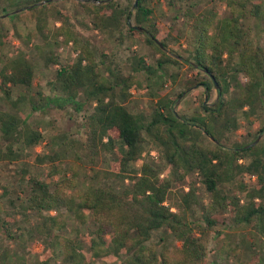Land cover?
<instances>
[{"label": "trees", "instance_id": "trees-1", "mask_svg": "<svg viewBox=\"0 0 264 264\" xmlns=\"http://www.w3.org/2000/svg\"><path fill=\"white\" fill-rule=\"evenodd\" d=\"M69 1L81 7L88 27L110 35H123L127 27L158 56L152 65L137 58L126 74L107 61V52L83 38L56 0H0V15L24 8L9 18L11 28L0 27V46L14 34L45 65L56 67L47 93L35 86L36 63L25 48L0 55V92L16 109L0 108V163L34 155L49 168L48 178H42L30 173L28 163L22 166L26 182L16 190L0 183V201L5 198L11 206L5 215L0 208V264H54L58 257L60 264H90L84 229L91 257L112 255L120 264H204L211 253L209 241L227 230L249 228L264 238V142L248 146L264 131V0H218L223 13L216 5L198 11L197 2L187 5L185 0L174 37L173 26L162 33L148 0H138L136 8L118 0ZM22 2L31 7L18 4ZM28 12L34 26L24 30L17 20L23 27ZM170 38L186 45L191 67L208 76L196 79L197 84L211 92L214 77L219 85V98L208 105L204 94L190 115L175 109L186 90L171 97L164 85L167 77L175 81L180 76L170 70L181 62L167 50ZM71 43L76 55L61 60L59 48ZM140 72L163 82L147 114L135 113L125 103L133 87L142 86ZM21 103L28 105L25 114ZM69 107L76 133L61 131L37 152L45 135L36 113ZM236 134L240 139L229 145ZM150 142L159 147L158 158L146 148ZM101 159L107 163L99 167ZM176 181L183 184L175 186ZM197 181L205 186L208 201L200 198ZM63 210L75 223V235L65 234ZM17 214L22 222H30V215L38 219L25 228ZM156 233H161L157 245L152 243ZM25 237L45 243L43 257L34 263L14 259L3 241ZM222 253L219 248L211 264H264L257 254L244 259L237 246Z\"/></svg>", "mask_w": 264, "mask_h": 264}, {"label": "rangeland", "instance_id": "rangeland-1", "mask_svg": "<svg viewBox=\"0 0 264 264\" xmlns=\"http://www.w3.org/2000/svg\"><path fill=\"white\" fill-rule=\"evenodd\" d=\"M120 4L132 5L135 4L136 0H118ZM185 0H177V4H171L170 0H148L150 6L154 9V17L157 19V24L162 28V33L168 32L170 28L173 26V37L177 35L176 28L178 25L174 24L176 17L179 15V6L180 3H184ZM192 1V0H191ZM190 1L186 0L185 3L188 5ZM193 2H197L198 5L196 9L201 11L204 7H212L219 6L222 13L224 12V7L220 5L218 0H193ZM19 5H25V2H22ZM27 6V5H25ZM56 6L59 10H61L64 14L70 16L71 21L75 27V29L83 36L85 39H89L92 44L97 48V50L102 52H107L109 54V60L113 67H121L124 73H129L132 70V65L136 62L137 58L144 57L145 61L148 64H154L156 61L155 51L152 47L147 45L141 38H136L130 35L128 28L125 27L123 30V35L119 33H115L113 35L102 33L98 30L92 29L88 27L82 22H88L89 18L83 16V11L80 6L76 5L72 1L69 0H56ZM23 7H19L20 9ZM136 8V7H135ZM15 9V10H17ZM15 10L8 12L6 14L0 15V27L11 28L12 22L9 21L12 14H15ZM30 13L28 12V15ZM16 21V20H15ZM20 28L22 29H33L34 21L29 15L26 19L25 25L22 27L21 22H19ZM59 24V23H58ZM90 25V22L88 23ZM168 49L175 57L181 60L178 65L170 66V70L173 72H180L179 78L173 80V78H166L164 81V85L167 88V94L169 96H177L179 93H182L186 90L182 96H178L175 109L180 114L190 115L194 112V110L200 106L204 94L208 96L205 101L206 104H212L219 98L218 89L213 87L211 92H207L204 85L197 84V81L207 80L208 76L201 70L191 67V63L187 61L188 51L185 49L186 45H181L180 42L174 38H170L168 41ZM184 43V41H183ZM185 44V43H184ZM19 48H25L31 58L36 63V80L35 86L36 88H41L45 92H49L48 81L54 76L55 73V65L51 64L50 66L45 65L41 56H39L35 50L30 48H26L22 43V40L16 37L14 34H9L8 39L0 46V55L1 53H10L14 52ZM60 59L65 61L70 59L71 57L76 55L74 50V45L71 43L69 45H63L59 48ZM183 56V57H182ZM1 60V59H0ZM1 65V63H0ZM139 79L141 80V87H133L132 95L126 100V104L129 109L135 113H149L154 106L155 101L160 96V90L162 89V79L153 76L152 78L147 74L140 72ZM196 82V83H195ZM18 92L15 91L13 95V99L18 97ZM154 95V96H153ZM20 107L23 108L24 114L28 111V105L25 103H21ZM0 108L4 109H14L6 100L3 98V94L0 92ZM74 115V111L71 107L67 110H53L46 115H41L40 113H36L35 118L38 119L39 125L41 126L44 135L45 141L37 147V152H42L51 141V138L57 134H60L61 131H65L71 136L76 133L77 125L76 122L70 119V114ZM258 129V128H257ZM239 134L244 133V130H240ZM233 139H240L238 134L234 135L227 143L232 144ZM246 139L242 137V140ZM207 141V140H206ZM254 142V141H253ZM259 142H264V131L261 133V138ZM258 142V143H259ZM146 148L151 150V154L158 158L159 147L153 143H147ZM50 149V147L48 148ZM111 159V158H110ZM141 160H139L135 165L139 166L141 164ZM161 162V160H160ZM30 165V173L32 175H38L42 178H48V164L39 165L35 159L34 155L27 156L23 158V161H15L12 163L1 162L0 163V183L7 184L10 188L22 187V185L26 182L22 180V174L20 168L24 165ZM107 161L105 159H101L99 167L106 165ZM27 165V166H28ZM102 165V166H101ZM165 175H170L169 169L166 167ZM29 175V174H28ZM192 179V177L188 178L187 181ZM194 179V178H193ZM21 182V183H20ZM183 184L181 181H176L175 186H179ZM119 186H122L120 184ZM199 196L202 200L208 201L209 194L207 193L205 186L197 181ZM188 189V186H187ZM2 205V206H1ZM0 208L2 210V215H5L6 212H10L11 206L9 205L7 199L3 198L0 201ZM14 211H12L13 213ZM51 214L55 215L57 213L56 210H52ZM63 215L61 218L67 220V226L65 227V234L71 233L74 229V221L68 217V215L63 210ZM196 216L200 215V208L196 209ZM18 221H20V225L22 227H29L31 224L36 223L38 219L36 215H30V222L21 221L20 215H16ZM217 228H220L218 226ZM225 232V231H224ZM76 233H71V235H75ZM82 239L84 240V251L86 254V262L90 264H120L119 260L110 255L102 258L91 257L90 251V236L87 232V229L81 231ZM161 233H156L155 238L153 239V244H158L159 237ZM171 240V239H169ZM4 243L10 244L12 248L13 258L18 259L22 258L23 261H27L28 263H34L36 260L41 259L43 257V249L45 243L40 239H33L29 241L28 237L24 239H20L19 241H8L6 239L3 240ZM171 242V241H170ZM179 244V242H177ZM228 244H230L228 246ZM231 246L238 247V254H240L244 259H250L252 255L257 254L259 258L264 259V238H258L254 235L249 228H238L227 230L223 235L215 240H211L208 243V249L211 251L209 254V262L204 264H211V261L218 257L219 248H222V254L225 255L227 251L231 249ZM59 247V246H58ZM25 256V257H24ZM57 260L59 262H57ZM53 261L54 264H60V259Z\"/></svg>", "mask_w": 264, "mask_h": 264}, {"label": "water", "instance_id": "water-1", "mask_svg": "<svg viewBox=\"0 0 264 264\" xmlns=\"http://www.w3.org/2000/svg\"><path fill=\"white\" fill-rule=\"evenodd\" d=\"M107 1H109V0H98L97 2H99V3H102V2H107ZM138 5V0H136V2H135V4H134V6L136 7ZM29 7H31V5L30 6H27L26 8H29ZM24 8H20V9H17V10H15V12L17 13V12H20V11H22ZM138 29H142L141 27H139V26H136ZM206 72L208 71L207 69H204ZM213 78V82H214V85H215V88H217V89H219V85H218V83H217V81L214 79V77H212ZM207 98H208V96L206 95V100H207ZM212 138V137H211ZM260 138H261V135H259L258 136V138L254 141V142H252L251 144H249L248 146H253V145H255L256 143H258L259 142V140H260Z\"/></svg>", "mask_w": 264, "mask_h": 264}, {"label": "flooded vegetation", "instance_id": "flooded-vegetation-1", "mask_svg": "<svg viewBox=\"0 0 264 264\" xmlns=\"http://www.w3.org/2000/svg\"><path fill=\"white\" fill-rule=\"evenodd\" d=\"M261 135V134H260Z\"/></svg>", "mask_w": 264, "mask_h": 264}]
</instances>
